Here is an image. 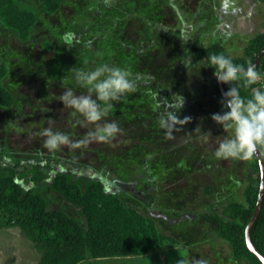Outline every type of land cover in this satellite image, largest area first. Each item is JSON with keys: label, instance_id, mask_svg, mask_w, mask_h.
I'll use <instances>...</instances> for the list:
<instances>
[{"label": "rangeland", "instance_id": "374dc122", "mask_svg": "<svg viewBox=\"0 0 264 264\" xmlns=\"http://www.w3.org/2000/svg\"><path fill=\"white\" fill-rule=\"evenodd\" d=\"M20 1L35 4L34 0ZM123 1L64 2L54 15L40 17L36 33L25 43L0 23V57L9 66L6 85L18 96L16 107L0 108V147L25 158L54 154L96 168L106 175L109 186L114 182L122 198L136 206L148 195L155 199L152 209L142 207L140 211L153 218L177 244L168 243L140 257L95 264H245L233 262L230 245L212 228L204 227L197 215L213 207L222 212L230 203L243 202L252 158L215 157L217 138L233 133L212 119L213 114L224 111L222 97L214 93L217 79L204 64L185 69L181 62L183 37L174 30L185 29L186 35L202 45L217 37L231 57H241L248 41L264 34V3L228 0L225 12L224 0H151L155 9L150 8V12L149 0V4L130 0L127 5ZM178 11L188 18L185 23L180 22ZM151 13L161 16L158 23L164 27L155 33H150L145 23V16ZM84 14L90 15L80 20ZM114 23L119 25L112 28ZM75 27L83 34L80 46L90 53L89 63L94 66H87L82 48L67 40L66 35ZM166 37L170 40L163 44ZM104 63L126 69L136 84L126 98L113 102L104 121L117 122L120 132L109 142L88 139L79 147L45 148L46 137L40 134L44 128L61 131L73 142L85 140L94 131L93 125L71 115L72 110L65 108L59 96L64 87H76L71 73L74 68L94 69ZM160 85L166 103L160 96ZM176 117L191 121L183 124ZM162 119L168 120L167 126L161 125ZM197 127L211 131L214 137L202 142ZM142 160L146 161L143 165ZM93 172L87 170L86 174ZM211 187L212 192H208ZM54 205H67L70 214L78 215L66 201L58 200ZM41 256L19 228L0 230V264H40Z\"/></svg>", "mask_w": 264, "mask_h": 264}, {"label": "trees", "instance_id": "16d2710c", "mask_svg": "<svg viewBox=\"0 0 264 264\" xmlns=\"http://www.w3.org/2000/svg\"><path fill=\"white\" fill-rule=\"evenodd\" d=\"M67 1L70 0H34L35 4L27 5L20 0H0V23L7 31L15 34L20 42L25 43L36 33L40 17L43 14L54 15ZM127 1L130 0H125L126 5ZM149 1L145 0L144 3L149 4L148 10L151 12L150 8L155 7ZM259 2L264 3V0ZM178 13L180 22L184 20L185 23L188 18L184 19L181 12ZM86 15L90 14H84L79 19ZM151 15L145 16L148 31L151 33L162 30L164 27L158 23L161 16ZM117 24L119 25L112 24V28ZM85 27L87 26L82 28ZM78 28L72 30L74 33L65 35L68 42L82 48L80 43H84L83 34L77 31ZM174 33L183 37L181 62L185 69H197L204 64L210 75H214L215 69L211 68L207 56L223 53L232 58L234 63L247 67L249 62L256 63L264 49V34L251 38L244 48L243 56L233 58L217 37L209 45H202L195 37L186 35L185 29H175ZM69 34L72 35L71 38L68 37ZM168 39L166 37L163 44L170 40ZM49 47L52 48L51 45ZM84 52L85 64L94 66L89 63L90 53ZM187 53L191 54L193 64L197 65H186L188 68L185 66L183 62ZM257 71L264 79V57ZM8 73L9 66L0 57L1 109H12L18 103V96L6 85ZM229 87L231 85L223 84L225 92ZM158 88L166 103L164 87L160 85ZM253 88L259 89V83L248 89L241 87V96L250 98ZM214 93L223 97L218 81L214 86ZM258 149L264 162V146ZM145 163V160L141 161L142 165ZM87 170L94 172L87 175ZM106 178L96 168L54 154L29 155L25 158L0 147V230L19 228L42 255L40 264H95L107 259L140 257L161 249L168 243L177 244V240L161 231L153 218L140 211L142 207H154L153 197L148 195L140 206L128 203L122 198L119 187L114 182L109 186ZM248 179L250 183L245 190L243 202L230 203L222 212L213 207L207 213L198 214L197 219L204 227L212 228L218 238L230 245L234 263L263 264L247 245V228L255 214L262 183L261 167L256 154L252 157ZM208 192H212V187ZM58 200L69 203L78 210V215L70 214L67 205L55 207ZM250 237L255 248L264 257V200L260 214L251 228Z\"/></svg>", "mask_w": 264, "mask_h": 264}, {"label": "clouds", "instance_id": "9594fccd", "mask_svg": "<svg viewBox=\"0 0 264 264\" xmlns=\"http://www.w3.org/2000/svg\"><path fill=\"white\" fill-rule=\"evenodd\" d=\"M222 8L225 12L228 11V0H224ZM232 11L235 12L237 9L232 8ZM88 46H91V42ZM206 59L211 68L215 69L214 75L217 81L231 85L223 93L221 100L224 111L213 114L212 119L223 130L232 129L233 133L222 140L217 138L218 146L214 155L217 159L249 160L259 147L264 146V90L253 88L251 97L245 98L241 96L240 88L248 89L257 84L261 79V73L257 71L255 64L249 62L247 67L236 64L232 58L223 53L207 56ZM183 63L185 66L197 65L193 64L190 53L186 54ZM71 73L76 87H64L59 100L65 108L72 110L71 115L79 116L93 125L94 131L89 132L85 140L73 142L61 131L44 128L40 134L46 137L44 147L50 151L58 150L66 145L79 147L87 143L88 139L109 142L120 132L117 122H104L109 117L113 102H120L136 88L131 74L126 69L107 63L100 64L94 69L74 68ZM77 87L86 91L78 93ZM176 96L184 101L182 96ZM183 106L184 103L182 108ZM176 118L183 124L191 121V118L184 120ZM161 125L167 126V121L162 119ZM198 130L200 140L204 143L214 137L211 131L204 132L197 127L196 132Z\"/></svg>", "mask_w": 264, "mask_h": 264}, {"label": "water", "instance_id": "95a60500", "mask_svg": "<svg viewBox=\"0 0 264 264\" xmlns=\"http://www.w3.org/2000/svg\"><path fill=\"white\" fill-rule=\"evenodd\" d=\"M264 57V49L262 50V52L260 53L255 65L256 67L261 65L262 59ZM221 87H222V93H224V88H223V84L220 83ZM256 157L259 160L260 163V167H261V175H262V183H261V190H260V195H259V199H258V203H257V207H256V211L255 214L250 222V224L248 225L247 228V245L250 249V251L264 264V257L258 252V250L255 248V246L253 245L252 241H251V237H250V231L251 228L254 224V222L256 221V219L258 218L261 208H262V204H263V200H264V162L262 159V155H261V151L259 149H257L256 151Z\"/></svg>", "mask_w": 264, "mask_h": 264}, {"label": "built area", "instance_id": "2783aa9c", "mask_svg": "<svg viewBox=\"0 0 264 264\" xmlns=\"http://www.w3.org/2000/svg\"><path fill=\"white\" fill-rule=\"evenodd\" d=\"M258 83H259V89L264 90V79H262L261 81H258Z\"/></svg>", "mask_w": 264, "mask_h": 264}]
</instances>
